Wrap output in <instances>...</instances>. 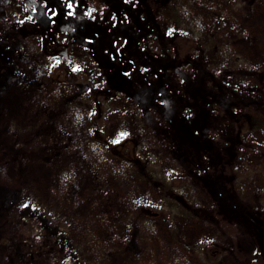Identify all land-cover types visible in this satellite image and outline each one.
<instances>
[{"label": "rangeland", "instance_id": "obj_1", "mask_svg": "<svg viewBox=\"0 0 264 264\" xmlns=\"http://www.w3.org/2000/svg\"><path fill=\"white\" fill-rule=\"evenodd\" d=\"M263 234L264 0H0V264H264Z\"/></svg>", "mask_w": 264, "mask_h": 264}, {"label": "trees", "instance_id": "obj_2", "mask_svg": "<svg viewBox=\"0 0 264 264\" xmlns=\"http://www.w3.org/2000/svg\"><path fill=\"white\" fill-rule=\"evenodd\" d=\"M179 40H187L188 41V38L185 39V38L181 37ZM177 43H178V41H177ZM125 63H126L125 68H126L127 72L132 71L133 65L136 66V64H137L136 60H134V59H131L130 61H126ZM96 140L99 141V137H96ZM127 141H128V139L125 140V142H127ZM129 142H127V143H129ZM109 149H110V147H109ZM148 164H150V163H148ZM150 173H152L151 175L153 176L154 172L150 171ZM154 178H155V175H154ZM163 185H164L163 186L164 191L170 190V188L166 187L167 186L166 183H163ZM220 185L221 186L224 185L223 181L220 182ZM225 187H222V192H223V194L227 195L228 191ZM220 191H221V188H220ZM238 203L239 202H236V201L231 202V204L233 206L236 205L238 208H240V210H238L239 211L238 214H241V216H242L243 213L248 211V210H245L244 207ZM247 213L253 217V215L250 214V212H247ZM244 218H246L247 222H250V220L247 217H244ZM34 219H35L34 216L27 214V213H24L23 216L21 217L20 222H19L18 231H17V237L20 241L22 248L31 255V257L29 258L30 260L34 259L36 257L35 256L36 253L41 254L42 252L49 251L53 248L51 243H48L47 240H45V235H44L42 224L37 220H36L37 221V223H36L35 221H33ZM254 219H256V218L254 217ZM226 224H227L226 225L227 227H230V228L234 227V225H233L234 223L226 221ZM0 240H4V239L1 237ZM68 259L69 258L66 254H62L56 260V264H68Z\"/></svg>", "mask_w": 264, "mask_h": 264}]
</instances>
